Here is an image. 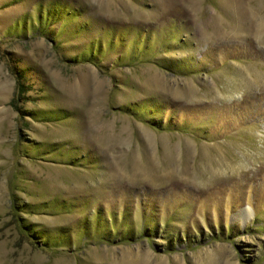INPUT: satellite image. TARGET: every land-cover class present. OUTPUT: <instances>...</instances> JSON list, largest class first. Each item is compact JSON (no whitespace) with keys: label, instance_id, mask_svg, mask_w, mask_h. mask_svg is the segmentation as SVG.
Segmentation results:
<instances>
[{"label":"rangeland","instance_id":"1","mask_svg":"<svg viewBox=\"0 0 264 264\" xmlns=\"http://www.w3.org/2000/svg\"><path fill=\"white\" fill-rule=\"evenodd\" d=\"M0 264H264V0H0Z\"/></svg>","mask_w":264,"mask_h":264}]
</instances>
